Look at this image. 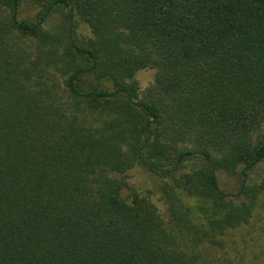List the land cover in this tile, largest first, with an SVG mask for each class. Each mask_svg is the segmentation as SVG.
<instances>
[{
    "label": "trees",
    "instance_id": "1",
    "mask_svg": "<svg viewBox=\"0 0 264 264\" xmlns=\"http://www.w3.org/2000/svg\"><path fill=\"white\" fill-rule=\"evenodd\" d=\"M262 164L264 0H0V264H240Z\"/></svg>",
    "mask_w": 264,
    "mask_h": 264
},
{
    "label": "rangeland",
    "instance_id": "2",
    "mask_svg": "<svg viewBox=\"0 0 264 264\" xmlns=\"http://www.w3.org/2000/svg\"><path fill=\"white\" fill-rule=\"evenodd\" d=\"M82 32L89 33L85 25L82 26ZM136 79L140 98H145L156 83L157 72L151 69L143 70L137 74ZM253 174L257 179L264 178V164L260 165ZM219 181L226 194L236 195L240 186L236 178L222 174ZM127 182L131 189L134 187L145 194L151 193V198L160 209L161 215L164 219H168L167 208L160 201L158 182L154 177L139 169H134L127 173ZM123 194L126 196L125 191ZM230 237L227 248L223 252H216L218 257H229L235 263L241 262L240 264H264V194L258 199L250 223L233 232Z\"/></svg>",
    "mask_w": 264,
    "mask_h": 264
}]
</instances>
